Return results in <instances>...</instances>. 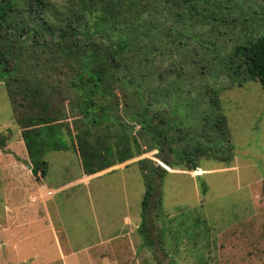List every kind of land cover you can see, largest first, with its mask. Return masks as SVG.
<instances>
[{"label":"trees","instance_id":"16d2710c","mask_svg":"<svg viewBox=\"0 0 264 264\" xmlns=\"http://www.w3.org/2000/svg\"><path fill=\"white\" fill-rule=\"evenodd\" d=\"M200 1L0 0V83L37 183L47 175V153L74 149L73 141L87 176L152 151L184 170L199 168L201 157L231 160L219 82L257 81L264 92V35L205 64L193 53L187 69L163 73L187 34L202 44L178 11ZM5 144L0 138V149ZM151 169L143 222L151 177L167 173Z\"/></svg>","mask_w":264,"mask_h":264},{"label":"rangeland","instance_id":"374dc122","mask_svg":"<svg viewBox=\"0 0 264 264\" xmlns=\"http://www.w3.org/2000/svg\"><path fill=\"white\" fill-rule=\"evenodd\" d=\"M195 5L178 11L184 26L193 20L202 44L187 34L181 39L186 50L165 59L163 73L186 67L193 53L205 64L264 35V0ZM219 85L231 160L201 157L196 170L163 168V177H151L143 222L144 172L158 165V152L75 185L83 173L75 141L74 149L47 153V175L40 183L59 191H46V207L36 203L33 209L27 199L31 176L10 179L12 166L28 157L0 83V138L6 139L0 149V264H100L102 256L115 264H264V92L251 80L238 86L223 79ZM65 108L70 113V105ZM108 235L118 244H100Z\"/></svg>","mask_w":264,"mask_h":264},{"label":"crops","instance_id":"0c3cea01","mask_svg":"<svg viewBox=\"0 0 264 264\" xmlns=\"http://www.w3.org/2000/svg\"><path fill=\"white\" fill-rule=\"evenodd\" d=\"M12 168H13V172L11 171L12 174L10 175L11 176L10 179L19 177L21 173H24L25 175L31 176L33 184H31L32 186H31L30 190H28V192H27V199H28V201H30L33 204V209H35V204L36 203L39 204V207L40 206H42V207L45 206L46 207V203H47L46 199H48V198L45 197L46 196V191L51 190L54 193L59 191V189H50V188H48V186L46 184L37 183L34 180L30 170L27 168V166L24 163H22V164L17 163L16 165L12 166ZM102 173H105V170L101 171L99 173H96L94 175H90V176H87V175H84L83 173H81V177H80L81 179L78 178L77 181H74L71 184L85 185V183L82 181V178L95 177V175H102ZM82 183H84V184H82ZM45 207H44V210H45ZM113 237H115V236L110 237L108 235L107 238H105V239L102 238L103 241L100 244L106 243V245H110V246H112L113 244H118V243H115L116 241L113 240ZM116 247H118V246H116ZM109 260L110 259L108 257L102 256L101 259H100V264H111L112 262H113V264L116 263L114 258L111 260V262Z\"/></svg>","mask_w":264,"mask_h":264},{"label":"water","instance_id":"95a60500","mask_svg":"<svg viewBox=\"0 0 264 264\" xmlns=\"http://www.w3.org/2000/svg\"><path fill=\"white\" fill-rule=\"evenodd\" d=\"M157 163H158L159 166H161V167L164 168V169L169 168L167 165H165V164L162 163L161 161H158Z\"/></svg>","mask_w":264,"mask_h":264}]
</instances>
